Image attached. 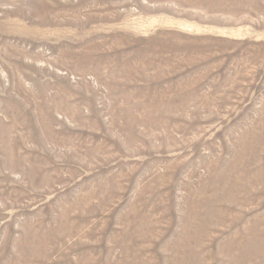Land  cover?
I'll use <instances>...</instances> for the list:
<instances>
[{
  "label": "rangeland",
  "instance_id": "1",
  "mask_svg": "<svg viewBox=\"0 0 264 264\" xmlns=\"http://www.w3.org/2000/svg\"><path fill=\"white\" fill-rule=\"evenodd\" d=\"M0 264H264V0H0Z\"/></svg>",
  "mask_w": 264,
  "mask_h": 264
},
{
  "label": "bare ground",
  "instance_id": "2",
  "mask_svg": "<svg viewBox=\"0 0 264 264\" xmlns=\"http://www.w3.org/2000/svg\"><path fill=\"white\" fill-rule=\"evenodd\" d=\"M243 253H244V251H243Z\"/></svg>",
  "mask_w": 264,
  "mask_h": 264
}]
</instances>
